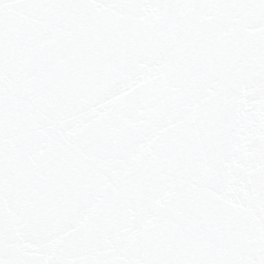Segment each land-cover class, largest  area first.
<instances>
[{
    "label": "snow or ice",
    "instance_id": "obj_1",
    "mask_svg": "<svg viewBox=\"0 0 264 264\" xmlns=\"http://www.w3.org/2000/svg\"><path fill=\"white\" fill-rule=\"evenodd\" d=\"M0 264H264V0H0Z\"/></svg>",
    "mask_w": 264,
    "mask_h": 264
}]
</instances>
